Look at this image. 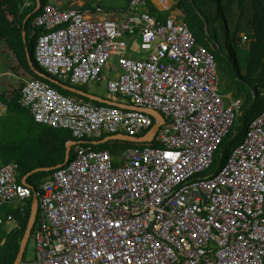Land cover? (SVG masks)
Returning <instances> with one entry per match:
<instances>
[{
	"label": "built area",
	"instance_id": "2783aa9c",
	"mask_svg": "<svg viewBox=\"0 0 264 264\" xmlns=\"http://www.w3.org/2000/svg\"><path fill=\"white\" fill-rule=\"evenodd\" d=\"M148 4L166 11L174 2L127 0L123 11L89 14L49 3L34 19L43 30L34 58L46 74L73 86L100 82L114 58L120 73L107 90L133 109L25 82L20 104L34 121L79 142L36 191L17 183L15 163L0 168V205L38 203L34 255L19 264H264V109L210 173L242 100L225 104L215 60L181 15L160 21ZM131 39L144 58L131 57ZM143 109L165 121L152 143L131 144L117 157L93 149L117 133L142 137L156 122Z\"/></svg>",
	"mask_w": 264,
	"mask_h": 264
},
{
	"label": "trees",
	"instance_id": "16d2710c",
	"mask_svg": "<svg viewBox=\"0 0 264 264\" xmlns=\"http://www.w3.org/2000/svg\"><path fill=\"white\" fill-rule=\"evenodd\" d=\"M39 2L40 8L35 11L36 0H0V42L13 55L16 67L28 74L31 80H41L64 96L78 97L84 102L103 105L56 85L52 81H58L65 86L84 92V89L73 86L69 81L63 82L46 74L35 62L34 47L38 35L43 33V30L34 26V19L50 0H39ZM95 4L101 8V0H88L79 7V10L95 12L97 8ZM210 6L213 9V17L209 14ZM148 8L157 20L164 21L166 14H161L150 5ZM174 8L182 13L183 21L196 42L213 56L218 73L227 82L234 84V96L242 100L235 131L237 132L238 126L242 125L240 133L242 140L250 120L264 109V96H262L264 90V0H176ZM103 10L118 11L104 7ZM219 18L222 19V40L219 39L217 27H214L210 33L211 22H217ZM205 25H208L207 32ZM240 46L245 48L241 54L238 53ZM241 63H243L244 72H242ZM39 74L45 75L46 78L40 77ZM23 86L24 84H20L18 88L12 90H0V105L5 108V113L0 116V168L9 163H15L17 183H24L33 190H38L55 169L34 171L55 168L63 164L67 143L79 141L66 129H56L36 123L29 108L22 107L20 104ZM147 131H144L142 136ZM235 131L233 132L232 127L229 134L222 139L214 155L211 167L213 171L218 170V166L226 161L231 151L241 141H238V134ZM105 138L98 140L100 144L94 145L93 149L109 151L113 157H117L124 149L135 144L124 142L121 146L110 147L102 143ZM92 141L85 139L81 142L91 145ZM152 146L160 145L155 142ZM31 207L32 198L15 204L0 205V264L14 263L30 218ZM37 219L38 214L36 221ZM34 229L35 225L30 239Z\"/></svg>",
	"mask_w": 264,
	"mask_h": 264
},
{
	"label": "rangeland",
	"instance_id": "374dc122",
	"mask_svg": "<svg viewBox=\"0 0 264 264\" xmlns=\"http://www.w3.org/2000/svg\"><path fill=\"white\" fill-rule=\"evenodd\" d=\"M88 0H52L51 2L54 5H58L60 7L74 6L75 9H79V7L83 6ZM174 3L176 0H172ZM72 3V4H70ZM161 14L165 13L163 11H159ZM209 14L211 17H213V9L212 6H210V12ZM182 15V14H180ZM214 27H217L218 36L219 39L222 40V19L219 18L217 22H211L210 24V33H212V30ZM128 42H132V58H144L146 53L144 51H141L138 44V40L131 39ZM238 53L241 54L243 50H245L244 46H240L238 48ZM242 66V72H244V66L243 63H241ZM14 69L12 70V68ZM15 70V71H14ZM120 73V69L117 67V61L114 58H110L108 62L106 63L105 67L101 71V81L100 82H88L85 85H77L75 87H80L84 89L85 93L94 95L99 98H103L106 100H111L115 102H122L127 103V100L125 98L112 95L107 90V82L109 80H112L116 78V75ZM32 78L26 74L23 70L16 67L15 59L13 55L10 53V51L7 49V47L0 42V90L2 89H14L18 88L20 84H25V82L30 81ZM64 82V81H63ZM218 91L219 94L223 97V100L225 104L229 102L228 97L235 98L234 92L235 87L234 84L227 82V80L218 73ZM75 100H79L78 97H74ZM240 114V113H239ZM238 124V116L235 118L234 126H233V132L236 130ZM241 131H242V125L238 126L237 134H238V141L241 140ZM106 145L112 147V146H121L124 144V141H114L111 140L109 142L105 143ZM142 144H150V143H142ZM10 229V226H9ZM34 255V247L29 241L28 247H27V253L23 259L30 260L33 258Z\"/></svg>",
	"mask_w": 264,
	"mask_h": 264
},
{
	"label": "water",
	"instance_id": "95a60500",
	"mask_svg": "<svg viewBox=\"0 0 264 264\" xmlns=\"http://www.w3.org/2000/svg\"><path fill=\"white\" fill-rule=\"evenodd\" d=\"M36 4L37 5H36L35 11H37L40 8L39 0H36ZM101 7L110 8V9L118 10V11L119 10L123 11V10H125L127 8V0H101ZM207 28H208V25H205L206 32H207ZM24 37H25V32L23 31V39H24ZM27 58H28V61H29V57H27ZM39 76L42 77V78H46V76L43 75V74H39ZM52 82H54L56 85H59L61 88L69 90V91H71L72 93H74L76 95H80V96H82L84 98H87L90 101H95V102L101 103L103 105L114 106V107H119V108H123V109H133V107L125 105L123 103H117L115 101L99 98V97H96L94 95L85 93V92H83L81 90H78L76 88H71V87L65 86V85L59 83L58 81H52ZM142 111L145 112L146 114L150 115L156 121L154 123V125L152 126V128L150 129V131L145 136L140 137V138H131V137L124 136V135L109 136V137H106L102 141V143H106V142H109L111 140L124 141V142L135 143V144L151 143L153 141V139H154L159 127L161 125H163L165 121H164V118L159 113H157L155 111L144 110V109ZM75 143L76 142H74V141H70V142L67 143V145H66V153H65V160H64L63 164L58 165L55 168L39 169V170H36L34 172L42 171V170L53 171L54 169L57 170V169L63 167L68 162L69 157H70V153H71V148L75 145ZM97 144H100V143H97ZM37 205H38L37 199L33 198L32 199V207H31L30 218H29V221H28V224H27V227H26V231H25L24 236L22 238V241L20 243L19 252H18L17 257H16V259H15L13 264H19L22 261L23 257H24V253H25L27 244L29 242L32 229H33V227L35 225L36 216H37Z\"/></svg>",
	"mask_w": 264,
	"mask_h": 264
},
{
	"label": "bare ground",
	"instance_id": "6f19581e",
	"mask_svg": "<svg viewBox=\"0 0 264 264\" xmlns=\"http://www.w3.org/2000/svg\"><path fill=\"white\" fill-rule=\"evenodd\" d=\"M51 1H52V0H50L49 3H52ZM49 3H48V4H49ZM52 4H53V3H52ZM53 5H54V4H53ZM54 6L57 7L58 9H60V10H69V9L78 10V9H74V8H66V9H64V8H61V7L58 6V5H54ZM96 7H97V6H96ZM96 7H95V8H96ZM97 8H98V7H97ZM97 8H96V10H97ZM101 8H102V7H101ZM102 9H103V8H102ZM147 10H148V8H147ZM78 11L81 12V13H86V12H82V11H80V10H78ZM104 11H105V10H104ZM95 12H96V11H95ZM105 12H107V11H105ZM148 12H149V10H148ZM149 13H150V12H149ZM87 14H88V13H87ZM150 14H151V13H150ZM151 15H152V14H151ZM152 16H153V15H152ZM167 16H168V15H167ZM153 17L156 18L155 16H153ZM156 19H157V18H156ZM182 19H183V17H182ZM36 28H37V27H36ZM40 29H41V28H40ZM41 34H42V33H41ZM41 34H40V35H41ZM38 36H39V35H38ZM138 42H139V41H138ZM202 47H203V46H202ZM215 63H216V62H215ZM216 67H217V64H216ZM217 73H218V68H217ZM31 81H32V80H31ZM38 81H41V80H38ZM87 103H88V102H87ZM117 103H118V102H117ZM91 104H92V103H91ZM118 108H119V107H118ZM29 110H30V109H29ZM30 112H31V111H30ZM261 112H262V111H261ZM261 112H260V113H261ZM258 115H259V114H258ZM33 119H34V118H33ZM151 128H152V127H151ZM151 128H150V129H151ZM150 129L147 131V133L150 131ZM159 129H160V128H159ZM159 129H158V131H159ZM158 131H157V132H158ZM147 133H146V134H147ZM146 134H145V135H146ZM156 134H157V133H156ZM117 135H118V136H120V135H124V136L131 137V136L126 135V134H124V133H117V134L110 135V136H117ZM145 135H143V136H145ZM143 136H142V137H143ZM131 138H140V137H131ZM99 141H100V140H99ZM97 143H100V142H98V140H97V141H96V145H99V144H97ZM151 143H152V142H151ZM140 144H142V143H140ZM232 151H233V150H232ZM232 151H231V153H232ZM231 153H230V154H231ZM230 154H229V155H230ZM228 157H229V156H228ZM213 162H214V159H213ZM209 172H210V173H213V172H215V171H213L212 169H210ZM23 184H24V183H23ZM25 185H26V184H25ZM27 186H28V185H27ZM28 187L31 188V189L33 190L32 187H30V186H28ZM39 188H40V186H39ZM39 188H38V189H39ZM35 191H36V190H35ZM25 251H26V250H25Z\"/></svg>",
	"mask_w": 264,
	"mask_h": 264
},
{
	"label": "crops",
	"instance_id": "0c3cea01",
	"mask_svg": "<svg viewBox=\"0 0 264 264\" xmlns=\"http://www.w3.org/2000/svg\"><path fill=\"white\" fill-rule=\"evenodd\" d=\"M70 4H72V3H70ZM101 5V4H100ZM150 4H148V6H149ZM174 5H175V3L173 4V6L169 9V10H166V11H163L166 15L165 16H167V15H169L171 12H173V13H175V14H182L178 9H176V8H174ZM69 6H71V5H69ZM69 6H67L66 8H74V6H72V7H69ZM95 7L97 6L96 4L94 5ZM150 6H152V5H150ZM152 7H154V6H152ZM61 8H64V9H66L65 7H61ZM103 8V7H102ZM156 10H158L156 7H154ZM75 9V8H74ZM79 10V9H78ZM148 10H149V8H148ZM81 11V10H80ZM158 11H160V10H158ZM82 12H86V13H91V12H93L92 10H86V11H82ZM115 12H118V11H115ZM94 13V12H93ZM181 17H183V15H181ZM129 44L131 45L132 44V42H129ZM132 46V45H131ZM141 58V57H140ZM120 103H122V102H120ZM124 104V103H123ZM5 113V108L3 107V106H1L0 105V116L1 115H3ZM160 128V127H159ZM55 171V170H54Z\"/></svg>",
	"mask_w": 264,
	"mask_h": 264
}]
</instances>
